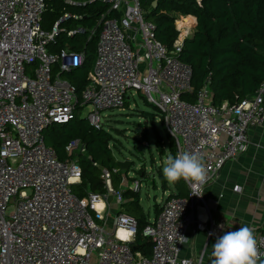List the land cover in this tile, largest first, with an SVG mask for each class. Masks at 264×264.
<instances>
[{
	"label": "built area",
	"instance_id": "1",
	"mask_svg": "<svg viewBox=\"0 0 264 264\" xmlns=\"http://www.w3.org/2000/svg\"><path fill=\"white\" fill-rule=\"evenodd\" d=\"M64 1H100L110 13L99 18L93 69L80 95L62 72L80 66L84 52L48 51L59 30L58 23L50 31L41 28L46 0H0V264H192L180 257L187 241L179 236L188 239V227L195 224L208 236L220 237L221 225L194 217V211L205 207L204 188L247 150L249 128L264 125V78L252 95L235 104L214 105L209 78L188 101L184 94L192 92V69L180 54L195 28L194 16L172 13L178 34L169 48L157 39L140 0ZM188 16L194 21L178 24ZM129 90L142 92L157 109L174 141V155L196 152L207 168L204 185L185 182L186 198L166 197L156 216L148 218L143 235L152 242L150 256L132 250L137 220L120 208L124 197L113 187L111 172L101 171L103 194L76 197L72 184L81 182L82 172L76 154L86 152L85 144L69 141L68 156L60 160L43 136L47 126L72 120L87 104L91 110L84 118L103 128L101 111L123 108ZM140 187L136 181L132 190ZM109 197L119 206L115 211ZM255 237L264 260V234Z\"/></svg>",
	"mask_w": 264,
	"mask_h": 264
},
{
	"label": "trees",
	"instance_id": "2",
	"mask_svg": "<svg viewBox=\"0 0 264 264\" xmlns=\"http://www.w3.org/2000/svg\"><path fill=\"white\" fill-rule=\"evenodd\" d=\"M140 2L146 11L147 19L155 25L157 39L169 48L178 34L172 13L192 15L196 18V26L191 35L184 39L180 54L181 60L192 69V92L184 94L188 101L194 100L196 93L208 78L211 102L214 105L224 101L230 104L238 103L257 90L264 78V0H203L201 4L195 0ZM107 10L108 5L100 1L80 5L69 4L64 0L45 2L41 28L50 31L58 23L59 30L54 41L47 45L48 51L58 52L67 48L73 53L84 52L80 66L62 72V76L76 86L79 95L89 82L88 74L94 63L100 32L98 21ZM65 14L68 16L64 17ZM106 16H110V13L107 12ZM193 21L194 18L187 17L179 24ZM79 28L84 31L78 32ZM69 31L73 33L68 34ZM142 113L154 119L153 113ZM153 129L157 145L165 154L160 144V135L154 125ZM43 136L45 143L55 150L60 160H65L68 156L65 146L69 141L80 139L85 144L86 152L76 154L82 171L81 182L72 184L76 197L83 198L88 192L103 194L106 191L101 178L102 169L111 172L112 185L119 189L122 176L110 147V142L116 139L106 129H95L85 118L76 115L66 123L47 126ZM168 147L171 155L175 157V144L170 136ZM162 183L164 187L167 185L164 176ZM172 184L176 191L167 197L188 196L184 180ZM121 193L127 200L123 203L128 207L127 213L137 220L135 240L131 243L132 250L150 256L152 242L143 235L148 216L139 204V191L126 188ZM160 209L161 205L156 204L155 214ZM261 232L264 234V230ZM260 261L257 264H260Z\"/></svg>",
	"mask_w": 264,
	"mask_h": 264
},
{
	"label": "crops",
	"instance_id": "3",
	"mask_svg": "<svg viewBox=\"0 0 264 264\" xmlns=\"http://www.w3.org/2000/svg\"><path fill=\"white\" fill-rule=\"evenodd\" d=\"M248 137L250 144L247 150L227 162L215 180L204 188L205 207L199 206L194 211V217L202 221L211 218L215 224L221 225L223 231L220 236L237 231L242 226L252 228L254 235L264 230V125L251 126ZM166 184L168 194L175 193L173 184ZM235 186H239L240 190L234 191ZM126 188L122 189L119 185L116 190L122 192ZM110 204L112 211L119 207L114 200ZM120 208L123 209L122 205ZM187 238L180 257L191 259L192 264H211L212 247L217 238L208 236L195 224L188 227Z\"/></svg>",
	"mask_w": 264,
	"mask_h": 264
},
{
	"label": "rangeland",
	"instance_id": "4",
	"mask_svg": "<svg viewBox=\"0 0 264 264\" xmlns=\"http://www.w3.org/2000/svg\"><path fill=\"white\" fill-rule=\"evenodd\" d=\"M138 40H140V36H138ZM145 67V63L140 65L142 71ZM127 95L130 99L126 100L123 108L101 111L103 128L116 139L110 142L115 161L129 162L127 170L118 167L122 176L120 187L122 189L126 187L132 189L136 181H141L138 193L139 204L145 215L152 218L154 217V206L156 204L160 205L163 198L167 197L168 194L167 188L162 183V169L167 156L171 155L168 147L169 136L161 122L157 109L153 104L146 102L142 92L129 90ZM90 110L91 106L87 104L79 111L78 116L84 118ZM142 111L153 113L154 119L149 115H143ZM153 125L160 135V144L165 154L160 151L157 145ZM166 183L169 182L166 180ZM108 201L112 203L113 199L109 197ZM122 207V211L128 212L127 205L123 204ZM112 215H114V212H112ZM107 226L112 229L111 221L107 222Z\"/></svg>",
	"mask_w": 264,
	"mask_h": 264
},
{
	"label": "clouds",
	"instance_id": "5",
	"mask_svg": "<svg viewBox=\"0 0 264 264\" xmlns=\"http://www.w3.org/2000/svg\"><path fill=\"white\" fill-rule=\"evenodd\" d=\"M164 178L169 183L184 180L193 187L202 186L207 181V168L196 152L183 151L175 157L168 155L162 169ZM195 195V194H193ZM181 242L186 238L179 236ZM211 264H257L262 253L257 247L254 231L249 226H242L237 231L225 232L212 247ZM264 264V261H260Z\"/></svg>",
	"mask_w": 264,
	"mask_h": 264
},
{
	"label": "water",
	"instance_id": "6",
	"mask_svg": "<svg viewBox=\"0 0 264 264\" xmlns=\"http://www.w3.org/2000/svg\"><path fill=\"white\" fill-rule=\"evenodd\" d=\"M155 3V1H154ZM196 26V25H195ZM128 100V99H127ZM129 162L128 161H117V165L120 169L122 170H127V166H128Z\"/></svg>",
	"mask_w": 264,
	"mask_h": 264
},
{
	"label": "bare ground",
	"instance_id": "7",
	"mask_svg": "<svg viewBox=\"0 0 264 264\" xmlns=\"http://www.w3.org/2000/svg\"><path fill=\"white\" fill-rule=\"evenodd\" d=\"M188 17H190V16H188ZM185 18H187V17H185ZM185 18H184V19H185ZM182 20H183V19H181V21H182ZM181 21H179V22H181ZM179 22H178V24H179ZM182 24H186V25H187V24H189V23H187V22H183V23H180L179 25H182ZM101 205H102L101 202H99V203L97 204L98 207L101 206ZM122 232H123V231L120 230L119 234L123 236L124 233H122Z\"/></svg>",
	"mask_w": 264,
	"mask_h": 264
}]
</instances>
